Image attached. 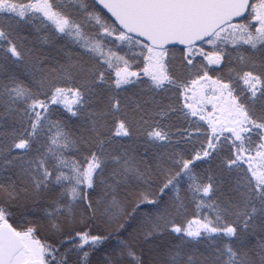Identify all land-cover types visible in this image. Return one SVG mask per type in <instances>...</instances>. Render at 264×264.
Returning <instances> with one entry per match:
<instances>
[{
    "label": "snow or ice",
    "instance_id": "1",
    "mask_svg": "<svg viewBox=\"0 0 264 264\" xmlns=\"http://www.w3.org/2000/svg\"><path fill=\"white\" fill-rule=\"evenodd\" d=\"M0 264H264V0H0Z\"/></svg>",
    "mask_w": 264,
    "mask_h": 264
}]
</instances>
